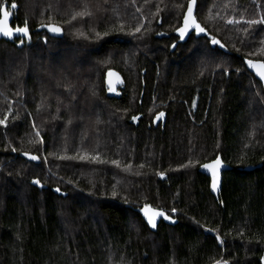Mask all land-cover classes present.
Returning <instances> with one entry per match:
<instances>
[{
  "label": "trees",
  "instance_id": "1",
  "mask_svg": "<svg viewBox=\"0 0 264 264\" xmlns=\"http://www.w3.org/2000/svg\"><path fill=\"white\" fill-rule=\"evenodd\" d=\"M12 2L29 34L0 39V264H261L264 92L243 58L264 61L261 24L246 23L264 0H197L223 47L179 39L188 0H0ZM205 6L223 23L204 22ZM48 23L62 32L36 31ZM217 156L230 168L215 197L199 166ZM143 205L176 223L149 229Z\"/></svg>",
  "mask_w": 264,
  "mask_h": 264
},
{
  "label": "snow or ice",
  "instance_id": "2",
  "mask_svg": "<svg viewBox=\"0 0 264 264\" xmlns=\"http://www.w3.org/2000/svg\"><path fill=\"white\" fill-rule=\"evenodd\" d=\"M197 4V0H189L188 4H187V11L186 13L183 14V23L181 26H178L174 29V31H176L179 34V39L180 40H184L186 37V34H190V30H194L197 34H205L207 39H210L211 41V45H220V41L218 39H216L215 36H211L208 37L207 33H206V29L205 27H202L200 23H198L196 16L193 14L194 13V7ZM17 5L15 4V2H13L11 4V8L14 10L16 9ZM85 11H81V12H76L75 15H73L72 19L75 20L77 17H83V16H89L91 15V13H89L87 11V4H85ZM0 16H2V19H0V34H2L4 37L7 38H12L14 36V34L19 33L22 34L25 37H28L29 34V29L27 26V23H25V25L23 27L17 26L15 28H12L9 26V19L11 16L10 11L8 10L7 5L5 4H0ZM228 23H238V21H234V20H229ZM246 23L248 25H256V24H264V17H261L259 20H247ZM41 27L47 28L49 32L53 33V34H60L62 32V28L61 26L57 25V24H53V23H48V24H42ZM141 26L135 27L133 30V33L131 34H135V33H139L141 31ZM110 31H124V27L123 25H120L118 28L113 27L112 29H110ZM77 35L79 36H84L85 34L83 32H78ZM101 35L103 36H107L109 35V31H105L103 34L97 32L96 33V38L99 39L101 37ZM30 39V37H29ZM20 43L23 44L24 41L20 40ZM221 47H223V45H220ZM172 47H175V44L172 45ZM247 66L250 69H253L255 71V73L260 77V79L264 80V61H256L254 62L253 60H247ZM109 77H113L116 76L117 77V83L119 82V77L117 73H114L112 71H109L108 73ZM109 87H108V91L112 92L115 91V88L113 87V81L111 79H109L108 81ZM165 113L164 112H159L157 114V119H160L162 117H164ZM8 117L5 116L4 119L0 120V125H4L6 124ZM138 118L133 116L132 120L135 121ZM13 151H15V149H13ZM25 156H29V153L25 152L24 153ZM80 159H88L87 156H81L79 157ZM30 159L35 160L37 159L36 156H30ZM91 159L96 160L98 159V157L93 156L91 157ZM264 159V158H262ZM113 164H118V161H112ZM191 164V161L189 162ZM222 160L219 156L216 157L215 160L211 161L210 163H205L203 165H201V167H203L204 169H207L208 171L211 172V187L213 190L217 189V185L219 182V172H220V168L222 165ZM160 175H163V173H160ZM34 183L39 184L40 181L36 180L34 181ZM57 191H59V189H57ZM113 196L116 195L115 192L112 193ZM141 212H143L144 216L147 218L148 223L155 228L156 227V220L158 217H163L165 220H171L172 217L169 215H166L164 211L162 210H156V209H151L149 205H145L142 209H140ZM172 212H175L176 209L173 208L171 210ZM217 239H219V237H217ZM223 241H221L222 243ZM261 260L264 261V257H261ZM215 264H228V261H216Z\"/></svg>",
  "mask_w": 264,
  "mask_h": 264
},
{
  "label": "water",
  "instance_id": "3",
  "mask_svg": "<svg viewBox=\"0 0 264 264\" xmlns=\"http://www.w3.org/2000/svg\"><path fill=\"white\" fill-rule=\"evenodd\" d=\"M188 2H189V0H188ZM12 3H13V2H12ZM12 3H11V4H12ZM11 4H10L9 7H8V10H9L10 13H11V16H10V19H9V26L12 27V28H15V27H17V25H14V26L12 25V20H13V17H14V10L11 8ZM187 4H188V3H187ZM5 5H7V4H5ZM186 11H187V7H186L184 13H186ZM194 12H195V7H194ZM193 14H194V13H193ZM0 19H2V16H0ZM182 23H183V20H182ZM41 25H42V24H40V25H38V26L36 27V31H45V32L48 33L49 35H55V36H56V35H59V34H53V33L49 32L47 28L41 27ZM19 37H23V35H22V34H19V33H16V34H14V36H13L12 38H7V37H4L2 34H0V39L5 40V41H8V42H14L15 39H17V38H19ZM247 60H253L254 62H256V61H263V60L243 58V62H244V65H245L246 69H247V70H248V71H249V72H250V73H251V74H252V75H253V76H254V77L260 82V83H261L262 88H263V91H264V80L260 79V77L255 73V71H254L253 69L248 68L247 63H246ZM109 71H112V72L118 74V77H119V82H118V83L116 82V81H117V77H116V76H113V77H111V78L109 77V75H108ZM109 79H111V80L113 81V87L115 88V91H116V90L118 89V87L121 85L122 81H123V76H122V74H121L118 70L112 68V69H108V70L104 73V79H103V80H104V85H105L106 88L109 87V84H108ZM113 92H114V91H113ZM22 156H24L25 158H29V159H30V157H28V156H25V155H22ZM30 160H32V159H30ZM213 160H215V159H213ZM213 160H210V161L204 162L203 164H205V163H210V162L213 161ZM222 162H223V161H222ZM203 164H201V165H203ZM201 165L199 166V170H200V172H202L204 175H206L207 177H209V180H210V181H209V190H210L211 194H212L213 196H215V197H218V194H219L220 189H221L222 172L225 171V170H228V169L230 168V166H229L228 164L224 163V162L222 163L221 168H220V172H219V182H218V185H217V189H216V190H213L212 187H211V179H212V178H211V172L208 171L207 169H204L203 167H201ZM57 189H58V188H53V191H54L55 193H57V194H61V195H63V196L66 195V193H63V192H61L60 190L57 191ZM144 206H145V205L139 207V208L137 209V211H138L139 215L141 216V218L144 220L145 224H146V225L148 226V228L151 229V230H155V229L157 228V226H158V224H159L160 221H162V222H164V223H167V224H175L176 221H177L174 217H172L171 215L167 214L164 210H162V209H158V208H156V207H153V206H150V205H149L151 209L162 210V211L165 212L166 215H169V216L172 217L171 220H165L163 217H158L157 220H156V227L153 228V227L148 223L147 218L144 216L143 212L140 211V209H142ZM262 257H264V252H263V254H262ZM261 264H264V261L261 260Z\"/></svg>",
  "mask_w": 264,
  "mask_h": 264
},
{
  "label": "rangeland",
  "instance_id": "4",
  "mask_svg": "<svg viewBox=\"0 0 264 264\" xmlns=\"http://www.w3.org/2000/svg\"><path fill=\"white\" fill-rule=\"evenodd\" d=\"M203 1H205V0H203ZM219 1H223V0H219ZM216 2H218V1H216ZM209 3L216 4L215 2H209ZM261 6H262V0H261ZM234 8L236 9L235 6H234ZM199 15L201 16V18L204 19V22H207L208 21L209 23H211V22H214V23H218V22L219 23H223L222 22L223 15H221V13H218V12L213 13V12H211V10L209 11V8L207 6H205L204 10L199 11ZM259 15H261V17H264V11L261 10V14H259ZM253 16L254 15H251L250 17H253ZM224 17L225 18H231V19L237 18L235 16V13H228V14L224 15ZM75 23H76V21L73 20V19H72V21L68 22V24H69V30L72 29V27H70L71 26L70 24H73L75 26L76 25ZM211 24H213V23H211ZM72 31H73V29H72ZM260 46H261V49H260L261 50V54L264 55V24H261V44H260ZM7 65H8V63H6V65H5L4 68L9 67V65L8 66ZM30 72L32 73L33 76H35V77L37 76L33 71H30ZM261 90H263V88ZM117 161H118V164H113L112 163V165H113L114 168H117L118 170H121V171H128V170H130V166L122 164L123 163L122 160H120V161L117 160ZM171 213L172 214H175V212H172V211H171Z\"/></svg>",
  "mask_w": 264,
  "mask_h": 264
}]
</instances>
